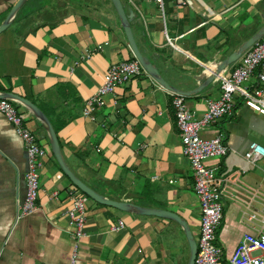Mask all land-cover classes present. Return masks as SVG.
Masks as SVG:
<instances>
[{
    "label": "crops",
    "instance_id": "1",
    "mask_svg": "<svg viewBox=\"0 0 264 264\" xmlns=\"http://www.w3.org/2000/svg\"><path fill=\"white\" fill-rule=\"evenodd\" d=\"M18 1L0 0V25ZM121 2L133 13L131 30L140 52L168 84L185 91L197 86L194 77L203 65L213 69L264 25V0H187L185 5L164 0L163 13L150 0ZM251 31L242 39V33ZM132 58L110 0H26L0 33V93L17 95L44 113L66 164L92 190L112 201L170 211L198 231L193 173L182 153L171 93L143 74L106 96L104 106L93 113L95 121L83 116L108 67ZM219 95L217 81L186 98V106L202 116L205 100ZM14 104L42 140L45 158L37 209L18 218L27 157L14 127L0 114V264H69L73 230L65 212L71 182L55 161L41 125ZM217 131L225 133L229 154L206 164L217 172L231 168L217 236L228 258L248 232L239 223L248 193L259 189L264 194V158L254 169H239L250 143L264 147V117L236 100L233 116L220 119L201 136L211 138ZM86 216L76 264H181L172 221L122 212L91 199ZM119 221L124 227L112 231Z\"/></svg>",
    "mask_w": 264,
    "mask_h": 264
},
{
    "label": "built area",
    "instance_id": "2",
    "mask_svg": "<svg viewBox=\"0 0 264 264\" xmlns=\"http://www.w3.org/2000/svg\"><path fill=\"white\" fill-rule=\"evenodd\" d=\"M127 1L131 4L134 2V0ZM150 1L154 2L163 13L164 0ZM175 1L180 5L187 3V0ZM165 38L171 44L166 32ZM100 49L101 47L97 48ZM89 56V53L85 54V58L88 59ZM229 69L230 73L224 74L218 80L219 97L205 100L206 110L202 116H196L188 109L185 103L186 97L171 93V104L181 139L182 153L192 169L193 190L198 199L199 238L196 243L194 264H264V194L260 196L259 189H253L248 193V201L240 212L239 223L246 225L248 232L243 235L234 252L226 258L218 245L217 236L225 211V192L228 184L231 183L228 177L231 168L228 171L217 172L208 166L206 161L226 158L230 149L223 131H217L211 138L201 136L220 119L233 116L236 100L264 117V36ZM143 74L146 72L135 58L109 66L96 94L86 101L83 116L95 121L93 113L104 106L106 96L112 95L116 87L125 85L132 78ZM0 114L14 127L25 147L26 193L18 209V218L25 217L37 209L39 171L45 158V149L38 144V137L28 129L25 116L17 110L13 101L0 99ZM263 158L264 147L255 142L250 143L243 155L245 165L239 166L240 172L254 169L258 161ZM53 197L56 198V193ZM67 198L70 207L65 212V216L73 230L69 264H76L78 244L85 236L86 204L89 198L74 186L68 190ZM123 227L124 223L119 221L111 230L118 232Z\"/></svg>",
    "mask_w": 264,
    "mask_h": 264
},
{
    "label": "water",
    "instance_id": "3",
    "mask_svg": "<svg viewBox=\"0 0 264 264\" xmlns=\"http://www.w3.org/2000/svg\"><path fill=\"white\" fill-rule=\"evenodd\" d=\"M115 12L118 16L120 25L128 42V45L131 49L133 57L139 62L141 67L144 69L146 74L150 76L158 85H160L163 89L169 91L170 93L179 94L186 98L192 97L194 95L200 94L203 90H205L209 85L217 82L221 76L225 74L233 64H235L240 57L250 49L256 42H258L264 36V25L258 29L252 36H250L247 40L243 41L235 51H233L230 55H228L222 61L215 63L213 69H208L206 65H203V72L194 77V81L197 83V86L189 91L178 89L170 84H168L162 75L160 74L156 65H154L148 57H146L137 47L135 42L132 30H131V22L133 18V13H127L124 9V6L121 0H110ZM26 0H19L16 5L13 6L10 13L4 20V22L0 25V33L6 30L10 24L12 23L17 11L24 5ZM0 99L11 100L15 103H18L22 107L25 108L41 125L44 130L45 137L48 140L50 150L52 152L55 161L57 162L62 173L68 178L71 184L76 187L80 192L86 195L92 201L105 205L122 212L136 214L139 216H153L160 219L172 221L176 223L181 231L184 234V237L187 241L188 245V259L187 264H194V259L196 256V241L191 233V230L187 224V222L177 214H174L170 211L161 210V209H153L147 207H141L138 205H134L131 203L125 202H117L106 199L101 196L86 184H84L68 167L66 164L62 151L60 149V145L56 136V133L48 120V118L40 111L34 104L31 102L11 93H0Z\"/></svg>",
    "mask_w": 264,
    "mask_h": 264
},
{
    "label": "rangeland",
    "instance_id": "4",
    "mask_svg": "<svg viewBox=\"0 0 264 264\" xmlns=\"http://www.w3.org/2000/svg\"><path fill=\"white\" fill-rule=\"evenodd\" d=\"M252 32L253 31L246 32V33H242V39L247 38ZM237 43H238V41H237ZM185 103H186V101H185ZM14 106H15V104H14ZM37 142H38V144L41 147H43L42 146V143H41L42 140H37ZM224 215H225V213H224ZM189 224L190 225H193L191 223H189ZM172 225H173V228L178 231L177 235L174 237V241H175V244L178 246L177 248H179L180 255L182 256V257L180 256L181 257L180 262H181V264H187V259H188V245H187V241H186V239L184 237V234L181 231L180 227L176 223H174V222L172 223ZM190 228H191V233H192V235L194 237V240L197 243V240L199 238L198 237V231L195 230V228H193L191 226H190Z\"/></svg>",
    "mask_w": 264,
    "mask_h": 264
},
{
    "label": "trees",
    "instance_id": "5",
    "mask_svg": "<svg viewBox=\"0 0 264 264\" xmlns=\"http://www.w3.org/2000/svg\"><path fill=\"white\" fill-rule=\"evenodd\" d=\"M132 59H134V58H132ZM72 185V184H71ZM73 186V185H72Z\"/></svg>",
    "mask_w": 264,
    "mask_h": 264
}]
</instances>
